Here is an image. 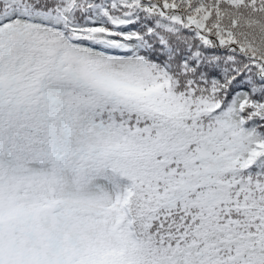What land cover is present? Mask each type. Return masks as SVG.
<instances>
[{
	"label": "snow or ice",
	"instance_id": "1",
	"mask_svg": "<svg viewBox=\"0 0 264 264\" xmlns=\"http://www.w3.org/2000/svg\"><path fill=\"white\" fill-rule=\"evenodd\" d=\"M0 264H264V0H0Z\"/></svg>",
	"mask_w": 264,
	"mask_h": 264
}]
</instances>
